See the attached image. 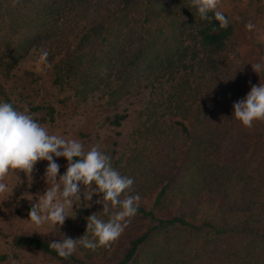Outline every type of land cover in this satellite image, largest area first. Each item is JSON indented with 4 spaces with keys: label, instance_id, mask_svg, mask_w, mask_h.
I'll use <instances>...</instances> for the list:
<instances>
[{
    "label": "rangeland",
    "instance_id": "1",
    "mask_svg": "<svg viewBox=\"0 0 264 264\" xmlns=\"http://www.w3.org/2000/svg\"><path fill=\"white\" fill-rule=\"evenodd\" d=\"M219 10L235 26V36L222 52L207 53L191 44L188 50L180 49L182 55L178 56L177 43L182 39L170 38L174 28L167 23L165 30L170 36L162 40L163 45H158L149 59L133 65L137 35L130 30L120 50L112 54L97 52V59L85 63L84 74L77 70L63 83H56L53 66L57 57L52 58L56 43L46 40L41 46L49 51L48 63L52 67L43 72L35 69L34 59L42 48L34 44L11 70L0 66V100L12 103L18 110L26 109L52 133L77 138L86 148L101 144L112 166L135 178L127 194H139V205L153 208L163 218L182 215V166L195 153L191 150V139L182 130V121L189 127L197 123L194 112L189 114L190 118L184 116L192 110L191 105L201 101L204 91L213 94L214 102L228 109L229 95L224 93V87L240 98L252 85L264 83V71L258 74L251 65L264 61V0H220ZM249 21L256 25L252 32L245 28ZM185 41L188 44L189 39ZM210 59L217 62L220 71L208 75L209 68L204 63ZM80 84L82 91L78 92ZM35 106H53L54 120L49 119L45 110L31 111ZM118 115L123 117L116 125L112 121ZM227 117L229 120L230 114ZM58 163L62 174L67 161L58 158ZM46 164L47 161H39L35 165L31 187L24 172L13 170L9 175L10 184L16 186L9 198L0 197V264H75L32 247L14 246L13 239L17 235H34L51 242L58 240L60 233L79 238L86 232V217L103 210L97 204L78 209L77 215L67 218L54 235L47 234L46 228L30 224L28 212L35 194L46 187L42 180ZM162 191L163 200L156 204ZM25 193L32 194L34 199L22 198ZM96 199L94 196L93 201ZM204 201L210 200H200ZM153 225L149 217L136 215L110 247L96 251L80 248L74 254L85 264H117L128 251L130 241ZM192 234L182 235V229L177 228L161 235L158 241L170 244V249H165V257L169 259L163 257L162 264H182V241L197 238ZM152 244H156V239ZM145 252L146 249L142 256Z\"/></svg>",
    "mask_w": 264,
    "mask_h": 264
},
{
    "label": "trees",
    "instance_id": "2",
    "mask_svg": "<svg viewBox=\"0 0 264 264\" xmlns=\"http://www.w3.org/2000/svg\"><path fill=\"white\" fill-rule=\"evenodd\" d=\"M229 21L227 29L218 28V21H202L191 0H0V66L11 70L34 44L55 42V82L63 83L77 70L84 74L85 63L97 59V52L120 50L130 30L137 35L132 59L136 65L149 59L157 46L163 45L162 40L169 38L167 23L174 28L170 38L182 39L177 43L178 56L191 44L207 53H219L235 36V26ZM41 48L45 49L44 45ZM216 63L213 59L204 63L209 68L206 74L220 71ZM228 88L224 87L229 95L228 109L204 91L201 101L191 105L193 111L184 116L190 118L194 112L197 123L189 127L182 121V130L195 150L182 166V215L163 218L153 208L139 205L136 215L149 217L154 225L130 241L117 264H162L169 259L165 249H170V244L158 239L177 228L182 229V235H197L194 240L182 241V264H264V121L246 128L235 120L233 104L245 95L239 98ZM76 91H82V84ZM30 110H45L54 120L53 106ZM122 117L118 115L112 122L119 125ZM162 200L163 191L156 204ZM49 243L34 235L13 239L14 246L32 247L62 261L85 264L75 254L58 257Z\"/></svg>",
    "mask_w": 264,
    "mask_h": 264
},
{
    "label": "clouds",
    "instance_id": "3",
    "mask_svg": "<svg viewBox=\"0 0 264 264\" xmlns=\"http://www.w3.org/2000/svg\"><path fill=\"white\" fill-rule=\"evenodd\" d=\"M219 2L191 0V6L202 21H218V28L227 29L230 21L219 10ZM245 28L252 32L256 25L249 21ZM48 56L47 49L38 51L34 59L37 71L43 72L52 67ZM251 65L258 74L264 71V61ZM232 117L246 128L264 121V83L252 85L243 98L234 102ZM58 158L67 161L62 174ZM110 160L101 144L86 148L77 138L52 133L26 109L18 110L12 103L0 100V197L9 198L16 186L9 182L13 170L24 172L31 187L35 165L39 161H47L42 176L46 187L43 192L35 194V202L28 212L27 221L30 224L38 229H48L47 234L59 233L60 226L67 218L77 215L78 209L91 208L93 204L103 206L102 211L86 217L83 236L72 238L60 233L58 240L49 243L58 257L68 258L80 248L96 251L101 247H110L136 216L141 197L139 194H127L135 178L121 174ZM94 196L97 197L95 201ZM22 198L34 199L28 193Z\"/></svg>",
    "mask_w": 264,
    "mask_h": 264
}]
</instances>
